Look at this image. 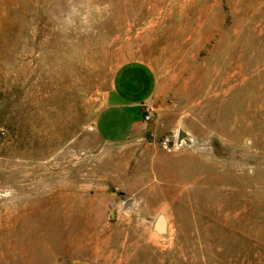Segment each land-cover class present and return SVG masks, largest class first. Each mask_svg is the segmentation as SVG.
Listing matches in <instances>:
<instances>
[{"label": "rangeland", "instance_id": "rangeland-1", "mask_svg": "<svg viewBox=\"0 0 264 264\" xmlns=\"http://www.w3.org/2000/svg\"><path fill=\"white\" fill-rule=\"evenodd\" d=\"M134 62L153 118L105 143ZM0 264H264V0H0Z\"/></svg>", "mask_w": 264, "mask_h": 264}, {"label": "crops", "instance_id": "crops-1", "mask_svg": "<svg viewBox=\"0 0 264 264\" xmlns=\"http://www.w3.org/2000/svg\"><path fill=\"white\" fill-rule=\"evenodd\" d=\"M154 88L153 73L144 63H127L117 70L93 121L102 141L117 144L145 135L142 105L153 100Z\"/></svg>", "mask_w": 264, "mask_h": 264}, {"label": "built area", "instance_id": "built-area-1", "mask_svg": "<svg viewBox=\"0 0 264 264\" xmlns=\"http://www.w3.org/2000/svg\"><path fill=\"white\" fill-rule=\"evenodd\" d=\"M143 111H142V118H143V122L148 123L152 120L153 118V114H154V109L153 107L146 103L144 105H142Z\"/></svg>", "mask_w": 264, "mask_h": 264}, {"label": "water", "instance_id": "water-1", "mask_svg": "<svg viewBox=\"0 0 264 264\" xmlns=\"http://www.w3.org/2000/svg\"><path fill=\"white\" fill-rule=\"evenodd\" d=\"M182 136H183V133H179V138H178L179 141L181 140V137ZM157 225L159 226L160 225V222H158Z\"/></svg>", "mask_w": 264, "mask_h": 264}]
</instances>
